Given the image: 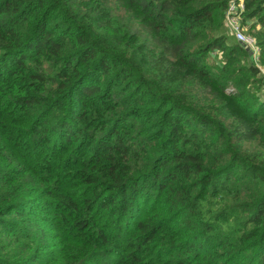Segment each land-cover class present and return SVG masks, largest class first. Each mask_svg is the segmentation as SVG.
<instances>
[{"label":"trees","instance_id":"obj_1","mask_svg":"<svg viewBox=\"0 0 264 264\" xmlns=\"http://www.w3.org/2000/svg\"><path fill=\"white\" fill-rule=\"evenodd\" d=\"M228 1L0 0V264H264V0L259 66Z\"/></svg>","mask_w":264,"mask_h":264},{"label":"built area","instance_id":"obj_2","mask_svg":"<svg viewBox=\"0 0 264 264\" xmlns=\"http://www.w3.org/2000/svg\"><path fill=\"white\" fill-rule=\"evenodd\" d=\"M245 12L244 0H229L225 11V24L231 35L248 49L255 63L259 66V46L255 39L246 33L242 23ZM264 72V71H263Z\"/></svg>","mask_w":264,"mask_h":264},{"label":"rangeland","instance_id":"obj_3","mask_svg":"<svg viewBox=\"0 0 264 264\" xmlns=\"http://www.w3.org/2000/svg\"><path fill=\"white\" fill-rule=\"evenodd\" d=\"M243 25H244V27H245V29H246V31H247V26H248V25H247V24H243ZM219 55H220V54H219Z\"/></svg>","mask_w":264,"mask_h":264}]
</instances>
